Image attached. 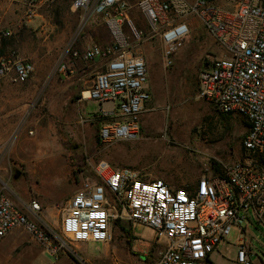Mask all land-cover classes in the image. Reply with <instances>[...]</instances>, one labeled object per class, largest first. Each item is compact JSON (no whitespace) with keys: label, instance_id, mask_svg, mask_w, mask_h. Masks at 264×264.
Returning a JSON list of instances; mask_svg holds the SVG:
<instances>
[{"label":"rangeland","instance_id":"obj_1","mask_svg":"<svg viewBox=\"0 0 264 264\" xmlns=\"http://www.w3.org/2000/svg\"><path fill=\"white\" fill-rule=\"evenodd\" d=\"M2 2L9 12L1 17L6 22L14 14L15 21L0 50L16 51L35 65L36 72L26 84L0 81V191L30 220L55 231L73 251L55 259L19 228L0 243V264H155L163 250L156 231L129 220L114 224L109 244L73 243L61 229L67 202L86 182L97 180L93 169L100 161L131 167L147 179H163L179 188L208 171L221 173L243 160L247 122L217 112L199 89L205 65L224 57L225 51L191 18L190 33L175 47L168 64L161 38L151 35L143 15L133 8L130 16L146 37L141 43L133 41L130 49L146 60L151 100L140 117V139L104 145L99 140V120L91 117L101 114L100 104L83 102L84 114L80 106L82 92L90 89L103 62L77 61L72 76L56 72L63 52L78 35L82 14L66 1L42 8L28 19L19 2ZM112 42L108 25L97 17L77 38L75 48L82 51L93 43ZM34 200L43 208L39 219L27 210ZM248 225L242 227L249 228L252 264H264V226ZM240 233V227L233 226L228 243L212 255L216 264H238Z\"/></svg>","mask_w":264,"mask_h":264},{"label":"built area","instance_id":"obj_2","mask_svg":"<svg viewBox=\"0 0 264 264\" xmlns=\"http://www.w3.org/2000/svg\"><path fill=\"white\" fill-rule=\"evenodd\" d=\"M13 1L22 5L28 19L42 8L66 1L82 14L78 35L63 52L56 72L74 75L73 60L105 61L93 86L81 94L82 100L109 107L104 113L113 121L99 128L104 145L140 139V117L151 100L146 60L130 49L133 41L141 43L146 37L130 16L133 8L143 15L151 35L161 38L168 64L175 47L190 33L189 20L195 18L204 26L225 56L204 67L200 93L220 114L245 119L246 157L224 167L220 174L208 171L195 183L179 188L163 179H147L131 167L113 169L107 161H100L93 169L97 180L86 182L68 200L61 229L73 243L109 244L116 221L129 220L156 231L163 250L155 264H216L212 255L223 242L228 243L233 226H238L237 263L252 264L249 228L242 225L264 226V0ZM97 17L108 25L113 42L93 43L79 51L77 38ZM10 36V31L0 28V42ZM35 72V65L16 51L0 50V81L26 84ZM27 210L39 219L43 208L34 200ZM41 224L30 220L0 191V243L24 228L55 259L73 251L55 231Z\"/></svg>","mask_w":264,"mask_h":264},{"label":"crops","instance_id":"obj_3","mask_svg":"<svg viewBox=\"0 0 264 264\" xmlns=\"http://www.w3.org/2000/svg\"><path fill=\"white\" fill-rule=\"evenodd\" d=\"M21 7H22V5H21ZM6 7L4 6V4H3V2H2V0H0V28L1 29H3V30H6V31H11V26H12V24H14V21H15V19H14V14L12 15V17H11V19L10 20H7L6 22L4 21V19L1 17L2 16V13H4L5 12V10L7 11V12H9V9L8 8H6ZM23 8V7H22ZM110 30V29H109ZM112 35V34H111ZM105 45H107V44H105ZM2 46V44H1V42H0V47ZM80 61V62H83V63H85L84 61H82V60H73V66H74V68H75V66H76V64H78V62ZM101 61V63L103 62V64L102 65H100V70H98V71H96L95 73H94V77H93V82H92V86H93V84H94V82H95V78H96V75L99 73V72H101L103 69H104V67H105V61H103V60H100ZM74 63H76V64H74ZM85 64H89V65H95V63H85ZM208 64V63H207ZM206 64V65H207ZM205 65V66H206ZM76 70V69H75ZM91 86V87H92ZM90 87V88H91ZM148 88H149V86H148ZM200 89V88H199ZM150 90V89H149ZM85 101H92V100H82V98L80 99V106H81V104L83 103V102H85ZM98 103V102H97ZM112 105H113V103H111ZM100 106H101V108H102V111H101V114H95V115H93V116H91V117H95V116H101V119L99 120V128H100V126H102L104 123H110V122H112L113 121V119L110 117V116H107V115H105V113H104V111H106V110H108L109 109V107L107 106V105H101L100 104ZM81 111L83 112V107L81 106ZM147 111V110H146ZM145 111V112H146ZM83 114H84V112H83ZM122 142H124V141H122ZM41 154H43V153H39V155H41ZM111 165V164H110ZM112 166V168L113 169H120V168H125V167H127V166H124V167H116V166H113V165H111ZM199 178H195V179H193L192 180V183H195L197 180H198Z\"/></svg>","mask_w":264,"mask_h":264},{"label":"trees","instance_id":"obj_4","mask_svg":"<svg viewBox=\"0 0 264 264\" xmlns=\"http://www.w3.org/2000/svg\"><path fill=\"white\" fill-rule=\"evenodd\" d=\"M215 174H220V172H219V171H216ZM119 222H121V220L116 221V224H118ZM71 258H73V260L76 261V259H74V257L71 256ZM76 262H77V261H76ZM77 263H78V262H77ZM78 264H79V263H78Z\"/></svg>","mask_w":264,"mask_h":264},{"label":"bare ground","instance_id":"obj_5","mask_svg":"<svg viewBox=\"0 0 264 264\" xmlns=\"http://www.w3.org/2000/svg\"><path fill=\"white\" fill-rule=\"evenodd\" d=\"M6 124V123H5ZM4 125V124H3ZM35 142V141H34ZM36 145V144H35ZM40 148H43V145H40ZM35 150V148L33 149V151ZM37 150V149H36ZM41 150V149H40ZM32 151V150H31ZM33 153V152H32Z\"/></svg>","mask_w":264,"mask_h":264},{"label":"flooded vegetation","instance_id":"obj_6","mask_svg":"<svg viewBox=\"0 0 264 264\" xmlns=\"http://www.w3.org/2000/svg\"><path fill=\"white\" fill-rule=\"evenodd\" d=\"M111 243V242H110Z\"/></svg>","mask_w":264,"mask_h":264}]
</instances>
